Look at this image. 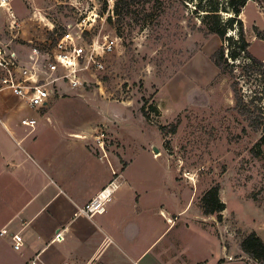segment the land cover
Instances as JSON below:
<instances>
[{"label": "rangeland", "instance_id": "obj_1", "mask_svg": "<svg viewBox=\"0 0 264 264\" xmlns=\"http://www.w3.org/2000/svg\"><path fill=\"white\" fill-rule=\"evenodd\" d=\"M210 1L0 0V40L12 39L14 19L22 26L14 42L20 47L30 41L52 43L67 24L89 13L104 18L106 23L95 34L117 38L116 50L105 58V69L88 74L85 87L56 95L41 110L58 111L48 122L93 124L104 134L112 156L121 158L124 148L128 157L137 158L135 170L145 174L146 206L162 204L173 214L181 213L173 229L179 251L201 243L194 216L204 194L218 187L226 206L218 220L235 260L226 264H263L241 249L251 233L264 236L263 133L251 124L255 116L236 109L233 79L214 64L221 40L208 31L201 16ZM221 14L225 19L233 16ZM240 18L250 53L263 64L256 74L239 69V88L252 107L264 110V6L250 1ZM12 111L33 110L14 106ZM113 129L121 131L122 140L111 136ZM17 131L28 129L20 126ZM28 193L17 180L0 175V201L9 200L0 211V225L17 205L12 197L25 199ZM17 254L0 238L1 260H17Z\"/></svg>", "mask_w": 264, "mask_h": 264}, {"label": "crops", "instance_id": "obj_2", "mask_svg": "<svg viewBox=\"0 0 264 264\" xmlns=\"http://www.w3.org/2000/svg\"><path fill=\"white\" fill-rule=\"evenodd\" d=\"M1 96L0 175L17 180L29 193L25 199L12 197L17 205L8 221L0 225V238L8 240L11 248L10 234L23 237L22 252H17V260L0 259V264H27L33 259L39 264L235 262L229 260L233 257L221 232L219 214L205 215L202 206L194 216L195 223L201 224V243L198 241L195 249L179 251L173 229L181 213L173 214L162 204L146 206L145 174L136 172L137 158L128 157L124 148L121 158L112 156L98 127L49 123V116L58 111H12L22 105L14 97ZM8 97L13 99L11 104ZM6 105L12 107L5 110ZM24 118L35 119V128L22 126ZM17 125L28 131H17ZM110 132L122 140L119 129ZM26 168L30 171L23 174ZM114 179L119 188L103 214L93 218L76 215ZM8 202L0 201V211ZM3 230L7 234L2 236ZM60 231H64L62 243L54 240ZM255 232L264 242L263 234ZM166 238L170 240L164 243Z\"/></svg>", "mask_w": 264, "mask_h": 264}, {"label": "built area", "instance_id": "obj_3", "mask_svg": "<svg viewBox=\"0 0 264 264\" xmlns=\"http://www.w3.org/2000/svg\"><path fill=\"white\" fill-rule=\"evenodd\" d=\"M105 23L106 20L97 13H89L67 24L52 43L38 45L30 41L18 47L14 42L19 39L22 26L14 19L11 23L12 39L0 40V96L14 97L20 105L41 111L49 107L56 95L85 87L88 74L105 69V58L117 48V38L104 35L101 39L95 34ZM21 125L34 129L37 121L24 118ZM118 188L117 179H114L85 203L76 215L93 218L103 214ZM6 234L5 230L1 231L2 236ZM10 235L14 251L22 252L23 237ZM54 240L63 241L64 231L58 232ZM27 264L39 263L33 259Z\"/></svg>", "mask_w": 264, "mask_h": 264}, {"label": "trees", "instance_id": "obj_4", "mask_svg": "<svg viewBox=\"0 0 264 264\" xmlns=\"http://www.w3.org/2000/svg\"><path fill=\"white\" fill-rule=\"evenodd\" d=\"M250 1L264 6V0H226L225 5L211 0L206 9L202 11L205 14L201 16H203L202 23L208 31L216 34L221 40V46L213 57L214 64L223 74H228L233 79L232 90L236 109L243 116H255L251 124L257 130L262 131L260 145L264 150V110L258 109L257 106L252 107V102L246 100V96L239 88V76L242 75L236 74L239 69L244 74L250 71L256 74V70L263 64L250 53V43L246 38L244 23L240 18L243 9ZM221 12L233 14V16L225 19ZM202 207L205 215L219 214V219H221V213L226 206L220 200L218 187H213L204 194ZM241 249L245 254L264 264V242L256 233H251L243 240Z\"/></svg>", "mask_w": 264, "mask_h": 264}, {"label": "bare ground", "instance_id": "obj_5", "mask_svg": "<svg viewBox=\"0 0 264 264\" xmlns=\"http://www.w3.org/2000/svg\"><path fill=\"white\" fill-rule=\"evenodd\" d=\"M2 4H6V2L2 1Z\"/></svg>", "mask_w": 264, "mask_h": 264}]
</instances>
